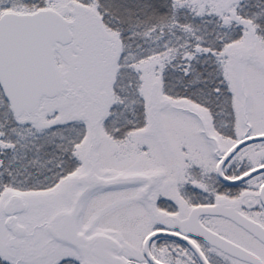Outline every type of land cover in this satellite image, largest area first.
Segmentation results:
<instances>
[{
    "label": "snow or ice",
    "instance_id": "obj_1",
    "mask_svg": "<svg viewBox=\"0 0 264 264\" xmlns=\"http://www.w3.org/2000/svg\"><path fill=\"white\" fill-rule=\"evenodd\" d=\"M0 264H264V0H0Z\"/></svg>",
    "mask_w": 264,
    "mask_h": 264
}]
</instances>
